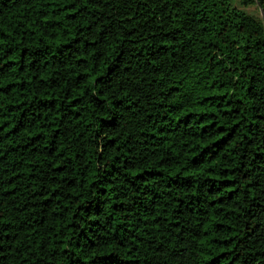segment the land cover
Returning a JSON list of instances; mask_svg holds the SVG:
<instances>
[{
    "label": "trees",
    "instance_id": "1",
    "mask_svg": "<svg viewBox=\"0 0 264 264\" xmlns=\"http://www.w3.org/2000/svg\"><path fill=\"white\" fill-rule=\"evenodd\" d=\"M0 264H264V0H0Z\"/></svg>",
    "mask_w": 264,
    "mask_h": 264
},
{
    "label": "rangeland",
    "instance_id": "2",
    "mask_svg": "<svg viewBox=\"0 0 264 264\" xmlns=\"http://www.w3.org/2000/svg\"><path fill=\"white\" fill-rule=\"evenodd\" d=\"M246 12H248V13H252V14H254V15H258V11H257V9H256V7H254V6H252V7H249V8H246V9H244Z\"/></svg>",
    "mask_w": 264,
    "mask_h": 264
},
{
    "label": "water",
    "instance_id": "3",
    "mask_svg": "<svg viewBox=\"0 0 264 264\" xmlns=\"http://www.w3.org/2000/svg\"><path fill=\"white\" fill-rule=\"evenodd\" d=\"M263 14V13H262Z\"/></svg>",
    "mask_w": 264,
    "mask_h": 264
}]
</instances>
